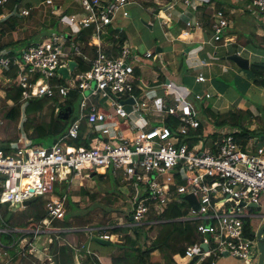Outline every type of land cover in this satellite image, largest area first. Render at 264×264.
Wrapping results in <instances>:
<instances>
[{
    "label": "built area",
    "instance_id": "obj_1",
    "mask_svg": "<svg viewBox=\"0 0 264 264\" xmlns=\"http://www.w3.org/2000/svg\"><path fill=\"white\" fill-rule=\"evenodd\" d=\"M8 1L0 0V5ZM193 1L181 0L184 7ZM45 2L53 6V0ZM131 4H138V0H79L77 12L63 15L62 11L57 13L59 7L54 5L52 11L59 15V22L65 25L63 29L51 31L19 55H0V68L19 66L23 99L58 96L59 102H63L76 89L79 101L66 131L49 145L18 146L8 152L0 149V208L6 203L13 210L12 205L21 206L33 196L47 197L46 216L31 227L22 228L20 239L25 241L18 251H9L0 241L2 264H24L31 260L53 264L51 243L63 231L73 229L54 223L65 218L69 185L90 178L91 173L107 175L108 172L125 186L129 185L127 190L132 193V199L138 196L136 202H130V226L158 221L150 217L153 209L162 210L171 202H187L184 196L193 194L200 208L195 209L187 202L189 209L180 219L197 220V233L204 235L197 245L186 247L188 260L197 256L194 264H198L223 253L242 259L245 264L253 257L255 264L258 262L256 235L264 223V213H255L254 208L261 205L260 198L264 196V146L257 145L255 150L251 143L242 146L235 138L236 128L216 127L201 121L193 107L181 98L170 104L162 96L154 95L152 101V96H138L136 71L142 66V56L151 57L153 52L147 50L142 55L137 46L126 41L121 45L116 42L115 52H107L104 47L114 20L118 15L129 17ZM246 8L264 14V0H250ZM18 10L22 15L30 13V8L24 6ZM217 14L211 28L213 38L220 40L229 20L223 11L218 10ZM185 23L193 24L189 20ZM87 28L100 40L96 44L88 41L89 46H96L93 55L84 52L74 39L75 33ZM77 59L89 62V68L78 70ZM71 60L76 61V66L63 77L64 83H58L56 80L62 78L58 69L68 67ZM197 79L204 80V76L199 74ZM164 85L165 92L174 86L171 79ZM129 97L133 101L126 102ZM194 97L202 100L211 94L194 92ZM170 114L178 117L174 128L167 123ZM82 124L86 126L83 137L89 139V146L70 144V140L80 136ZM201 125L202 132L198 134L196 130ZM217 134L222 137L218 139ZM193 138L197 140L189 145ZM160 175L164 177L159 178ZM137 181L148 185L146 194L134 191L132 183ZM62 184L66 187L57 195L55 190ZM255 216L262 217L258 223L261 225L253 228L251 217ZM112 225L84 229L89 235L93 232L101 238L116 240L117 234L107 230ZM36 250L44 253L42 258L46 257V261L35 257ZM74 250L91 252L84 243Z\"/></svg>",
    "mask_w": 264,
    "mask_h": 264
},
{
    "label": "trees",
    "instance_id": "obj_2",
    "mask_svg": "<svg viewBox=\"0 0 264 264\" xmlns=\"http://www.w3.org/2000/svg\"><path fill=\"white\" fill-rule=\"evenodd\" d=\"M21 0H9L5 5H0V55H9L13 53H19L27 42L29 44L30 39L20 38L17 36V26L19 25V18L24 17L18 10ZM212 0H204L203 4L198 6L202 8L203 16L207 19L208 25L211 27L212 21L218 17L219 7L214 5L210 7ZM7 10V12H6ZM67 12V11H65ZM52 17V16H51ZM58 18L52 19L51 31L56 29L58 26ZM180 24V28H181ZM179 29H173L174 34H177ZM111 31V38L117 35L114 42L121 45L126 35L123 29L118 27L113 28ZM50 32V31H49ZM48 31L43 32L44 36L49 33ZM41 33V35L43 34ZM7 34H10V38L3 39ZM92 34L90 28L82 29L74 34V39L81 44V48L84 52L93 55L96 46H89L88 39ZM38 40L41 36L36 35ZM36 37L33 36V39ZM110 39V37H109ZM18 44L21 48L19 51H14L11 49L14 45ZM27 44V45H28ZM12 46V47H11ZM117 46V45H116ZM109 47V46H108ZM106 47L105 50L108 52L110 48ZM113 49H116L113 47ZM78 70H86L89 68L90 63L77 59ZM252 70L259 75L255 79V82L264 88V66L260 63L254 62L251 65ZM0 71L4 76L9 78L7 86L4 88L5 95L3 97V106L6 107V111L2 113V117L6 120H2V123H15L18 122V134L15 138L27 137L28 140L39 139L40 143L44 145H49L57 136L63 134L70 121L73 117L71 112L73 109L72 101L77 99L78 91L72 89L65 103L61 105V111L55 114L56 99L53 97L42 96L32 99H23L21 97V86L20 78L22 73L20 72L19 66L11 65L6 69H1ZM137 72V71H136ZM58 83H63L61 78L56 80ZM58 101V100H57ZM71 109V112L67 114L65 111ZM206 112L214 118V125L216 127H221L223 125H228L237 129L234 133L235 138L239 141L242 146H245L249 140L254 137L253 133L261 132L264 128V115L260 116V123L254 128H250L251 121L249 124L244 123L247 119L253 118L251 111L243 110L242 108L230 109L225 112H213L209 107L206 108ZM48 113L49 119L47 121L43 120L41 122H36L33 119V114ZM66 116V118H65ZM178 122V117L175 115H168L167 123L171 128ZM203 126H199L196 133L202 132ZM86 126L82 124L80 136L73 140L75 145L89 146V139L83 137ZM194 133V132H192ZM259 135H255V139H258ZM52 139L50 142H45L43 139ZM11 139V140H12ZM197 138H193L189 141V145L194 143ZM10 140H6L0 143V149L4 151H9L10 147L6 146ZM39 143V142H38ZM102 177V175H99ZM59 193V190H58ZM87 194V192H85ZM93 197V194L91 195ZM133 197V196H132ZM36 202L30 205H35L39 207L40 204ZM182 202H171L168 203L162 210L153 209L150 217L156 219V222L144 223L142 225H136L133 228L127 225H122L119 223H114L107 230L110 233L120 234L119 241H115L118 244L117 252L110 254L108 257H102L105 261L104 264H176L175 259L178 258L179 261H184L188 257H183L186 254V247L188 245L194 244L198 240L197 233V220H182L188 209V204ZM67 205L71 207L72 212L66 214V219L64 221H59L61 225L72 226L69 221V216L76 212L77 203L71 200L70 196L67 198ZM29 206V205H28ZM26 206L25 208H27ZM131 214V210H130ZM45 213H37L35 216L28 218H20L18 211H13L11 209L6 210L5 217L4 212L0 208V226L2 228L10 229L9 231L0 232V241L2 245L8 250L14 246L11 245L15 240L14 228L24 227L32 225L34 221L41 219ZM85 223H79L76 227H83ZM101 224V223H98ZM103 224V223H102ZM127 226V227H126ZM146 226H149L148 230H155V236H149ZM85 235L84 241H79L81 235ZM61 237L64 238L62 243L54 241L52 244L53 249V264H75L73 248L78 246L81 242L87 241L88 237L81 230H66L61 233ZM157 251L158 254L155 256L154 252ZM182 258H179V257ZM80 264H100L101 261L96 255H85L84 258L79 259ZM212 257H207L202 260L199 264H211ZM163 262V263H162Z\"/></svg>",
    "mask_w": 264,
    "mask_h": 264
},
{
    "label": "crops",
    "instance_id": "obj_3",
    "mask_svg": "<svg viewBox=\"0 0 264 264\" xmlns=\"http://www.w3.org/2000/svg\"><path fill=\"white\" fill-rule=\"evenodd\" d=\"M248 1L250 0H212L210 7L212 8L214 5L219 7V9L223 11L224 15L229 20V25L225 28L223 33L224 37L220 40L213 38L212 28L208 25L207 19L204 18L202 8H198V6L203 4L204 0H194L187 7L183 6L181 0H138V4H131L129 6V15L132 13L138 17H141L140 20L149 29H154L157 27L161 34L160 41L163 43L162 45L160 41H156L158 44H156L153 49H150V47L142 48V46L139 44L137 45V50L141 52L142 55L147 50L153 52V56L151 57H145L144 55L142 56V66L140 69H137L138 88L136 89V93L138 96H144V98L152 96L150 98L151 101L154 95L162 96L170 104L176 103L177 99L181 98L183 101H187L193 107L195 110V115L201 121L206 120L207 123L213 125L214 118L206 112L207 107H209L213 112H225L235 108H242L243 110L246 109L251 111L253 116L250 125H255L256 127L259 123V120L257 121V117L264 115V112L261 111L260 108L254 106L253 103H249L248 101L243 104L245 99L242 97L240 92L232 89L228 86V84L217 81L215 78L219 75H222L226 78L230 77L238 89L239 87H242L244 91H247V88L252 85L251 79H253L255 82V79L259 77V75L252 70L251 65L254 62L264 63V14L254 13L251 11V9H247L246 3ZM42 2L44 3V0H42ZM64 2L67 3L68 6L71 1L60 0V2L55 5L56 7H59L58 10H56L57 13L61 11V7L62 9L64 8ZM76 2L78 5H71V7L67 8V12L62 11L61 14L63 15L77 12L79 10V0H76ZM172 3H174L173 6H171ZM21 5L22 4L20 2L19 6ZM139 9H142L143 11H137ZM184 12H188L190 14L188 15V18L184 19L181 17ZM49 13L52 14V17H57L59 20V15L54 14L52 10H50ZM192 15L193 19L190 18ZM119 18L123 17L118 15L110 28H116L119 25L117 22ZM185 20L191 21L193 23L192 26H187ZM195 22L198 23L196 24ZM180 24L182 26L181 28ZM59 25H61L62 29L65 27V25L59 22L55 30L58 29ZM179 28L180 31L177 34H174L173 29ZM123 32L126 35L124 42L126 41L128 43L130 41L128 39V33L124 30ZM109 34L110 39L108 38L107 40H104L105 43H102H104V47L109 46L108 48L115 52L117 51L118 47L114 45V42L116 41L114 38H117V35H115L114 38H111V31ZM92 35L93 33L89 37L88 41L92 40L94 37ZM8 38H10V36L7 34L3 39L6 40ZM168 41H177L178 44L177 46L172 47L173 54L169 57V61H165L164 55L167 50L164 51V47L168 49L169 46L164 44L168 43ZM99 42L100 40L97 41V43ZM27 44L28 42L21 48H24ZM113 47L116 49H113ZM21 48L18 44H16L11 49L14 51H19ZM158 48L161 50L158 51ZM231 53H238L242 57L247 58L249 61L248 67L242 68L235 61L227 58V56ZM159 62L168 64L173 71L179 72L182 76V80L184 83H186L188 90L192 94L194 92H209L211 97L200 100L201 106L196 107L190 100L186 99L185 96L179 93L174 86L169 87L165 92L166 87L164 83L171 78L158 71L159 68H157L158 66L156 63ZM199 74L204 76V80L197 79V75ZM2 79L5 83H7L8 78L2 75V72L0 71V80ZM247 82L249 83L245 85ZM212 90L217 91L218 98H221L219 99V104L217 107L211 106L209 104L210 99L214 95ZM173 94L174 98H171ZM224 95L227 96L224 97ZM254 118L255 122H253ZM258 140L259 138H254L255 142ZM14 148H10V150ZM58 189L59 187L57 190ZM25 207L26 206L21 205L19 208L25 209ZM13 211H15V209H13ZM25 227L26 226L17 228L15 231V240L13 241L15 244H13L14 246L10 248V250L13 252L20 249L21 243L24 244L25 238H20L23 235L21 230ZM87 234L89 235V232H87ZM90 235L91 239L93 240L94 233L91 232ZM86 245H88V249L91 252L88 253L86 251L73 250L75 262L79 263V259L84 258L87 254L91 256L96 255L97 257H104V253L101 252L99 248L93 247L90 244L89 237L87 239ZM35 253V257H38V259H40L39 261H46V257L42 258V256H44L42 251L36 250ZM26 257L27 256L21 258L24 259ZM183 257L188 256L185 254ZM30 258L32 259L33 257L30 256ZM34 262L36 261L31 260V262H26L24 264H35ZM182 262L184 263L185 260H182L181 263ZM14 264H16V262ZM214 264H225V260H220Z\"/></svg>",
    "mask_w": 264,
    "mask_h": 264
},
{
    "label": "rangeland",
    "instance_id": "obj_4",
    "mask_svg": "<svg viewBox=\"0 0 264 264\" xmlns=\"http://www.w3.org/2000/svg\"><path fill=\"white\" fill-rule=\"evenodd\" d=\"M71 1L70 4L67 6V3L64 2L63 9L61 7V11H66L68 7H71V5H78L76 0H66ZM60 0H53V6L47 5L42 2V0H22L21 6L24 5V7L30 8V14L25 15L22 18H19V25L17 26V36L20 38H26L30 39L29 43H32L34 41H38L39 38H37L36 35H40V38L44 37L45 31H50L48 34L51 33V22L53 17L52 14L49 13L50 10L54 8V5L59 3ZM31 5V6H28ZM67 6V7H66ZM189 8V7H188ZM137 11H143L142 9H139ZM7 12V10H6ZM70 12V11H69ZM132 12V11H131ZM188 15H190L188 12H184L182 14V18H188ZM141 17H138L137 15H134L131 13L129 17L127 18H119L117 26L118 28L123 29L125 32L128 33V39L130 40L128 43L133 44L134 46H137L138 44L142 46V48L150 47V49H153L158 42L161 40V34L157 27L154 29H149L141 20ZM193 19V15L190 17ZM58 29H62L61 25H59ZM57 29V30H58ZM113 29V28H111ZM136 32V33H135ZM41 33H43L41 35ZM10 36V34H8ZM33 36L36 37L33 39ZM109 36V35H108ZM162 43V41H160ZM178 42L173 41L168 43H165L164 45L169 46L168 49L164 47V51H166L164 57L165 61H169V57L173 54L172 47L177 46ZM163 45V43H162ZM158 66V71L162 72L165 76H168L172 79L174 87L177 89L179 93H181L183 96H185L186 99L190 100L194 106H201L200 100L193 97L194 93L192 94L186 85L184 81L182 80V76L179 72L173 71L171 67L168 64H163L162 62L156 63ZM245 71V70H244ZM217 81H220L224 84H228L229 87L232 89H235L237 92H240L242 94V97H244V103L248 101L249 103H253L254 106L260 108L261 111L264 112V88L260 87L256 82H254L253 79L252 85L247 88V91H244L242 87L237 88L236 84L232 79L226 78L222 75L215 77ZM249 82L245 83L248 84ZM8 83H5L4 80H0V120H5L2 117V113L6 111V107L3 106L4 100L3 97L5 95L4 88L7 86ZM213 97L210 99L209 104L211 106L217 107L219 104L218 93L217 91H214ZM246 92V93H245ZM227 95H224L226 97ZM42 97V96H41ZM38 98V97H34ZM53 98L56 99V107H60L65 102H58L57 98L58 96H54ZM61 98V97H60ZM171 98H174V94L171 96ZM207 99V98H205ZM78 100L75 99L72 101L73 103V109L71 114L73 115L78 110ZM220 112V111H218ZM58 110H55V114L57 115ZM33 119L36 122H41L43 120L47 121L49 119L48 113H42L40 115L33 114ZM252 119H247L244 123L249 124ZM259 120V121H258ZM6 121V120H5ZM257 121L260 123L259 117H257ZM252 122V121H251ZM253 122H255V118L253 119ZM155 123V122H153ZM18 122H15L13 124L11 123H2L0 125V143L6 140H10L9 143H6L7 147L14 148L18 146H30L31 144H39V139H34L33 141H28L27 137H22L20 139H12L15 138V136L18 134ZM250 128H254L255 125H249ZM254 137L255 135H259V140L257 142L254 141V137L252 140H249L247 144L251 143V146L253 147V150H255L256 146L258 144L264 146V128H262L261 132L253 133ZM222 136L217 134V138L220 139ZM12 139V140H11ZM45 142H50L52 139H43ZM39 142V143H38ZM70 144H74L73 140L69 141ZM246 147H244L245 149ZM13 150V149H12ZM10 150V151H12ZM159 178H163L164 175L158 176ZM124 183L119 181V178H114L112 175L108 172L107 175H104L100 177L98 174L94 175L92 178H84L81 181L77 180V182L71 183L68 187V194L72 201L77 203V210L75 213L69 216V221L72 226H77L79 223H85L82 226L85 225H102L103 224H111L113 222H118L122 225H127L128 227H134L130 226L129 222L131 220L130 218V210L131 200L136 202L138 199V196L132 199V193L127 190V188H130L129 185L123 186ZM66 187L65 184L61 185L59 188V191L64 190ZM132 187L136 193L139 194H146L148 185L145 183H142L140 181H137L136 183H132ZM87 192V194H85ZM55 193H58V190H55ZM93 194V197L91 196ZM177 194V193H176ZM182 196L183 194L180 193ZM47 197L39 196L36 198V202L38 200L37 204H40L39 207H36L35 205H30L27 208H19L18 215L20 218H28L30 216H35L37 213H45V200ZM261 205L256 206L254 208L255 213H264V196H261L260 198ZM187 203V202H186ZM188 204V203H187ZM186 204V205H187ZM189 205V204H188ZM189 207V206H188ZM10 209L9 206L6 203L1 204V211L5 212L6 210ZM189 209V208H188ZM187 209V210H188ZM72 212L71 207L66 205V214ZM262 217H251V220L253 222V228L258 225V223L261 221ZM61 222V221H60ZM60 222H58L59 225ZM264 222V220H263ZM101 223V224H98ZM261 224L258 225V227ZM126 226V227H127ZM262 227V226H261ZM68 228V226H66ZM145 229H147L149 236H155L156 232L155 230H148L149 226H146ZM260 229V228H259ZM124 232H121L120 234H123ZM120 234H117L118 238H120ZM264 234V231H263ZM204 234L198 235V240L194 243L197 245L200 241V237ZM85 235H81L79 237V241H84L83 239ZM62 243L64 241V238H61L60 240ZM119 241V240H117ZM89 242L93 247L99 248L101 252L104 253V257H108L112 253H116L118 248V244H116L115 241H110V244H102L100 242H97L96 240H92L91 237H89ZM47 247V246H43ZM78 252V251H75ZM47 253V250H46ZM158 254L157 251L154 252V255L156 256ZM44 257V256H42ZM98 259L104 264V260L102 257H98ZM189 259V257H188ZM186 259L184 264H187L190 260ZM214 260V263L225 260V264H245L242 259L236 258L235 256L229 255V254H218L212 257ZM236 259V260H234ZM258 260V258H257ZM256 257H253L251 259V262L249 264H255ZM79 262V261H78ZM77 263V262H76ZM80 263V262H79ZM163 263V262H162ZM181 263V261H180ZM183 263V262H182ZM181 263V264H182ZM194 263V261H193ZM0 264H2V261L0 260ZM177 264V263H176Z\"/></svg>",
    "mask_w": 264,
    "mask_h": 264
},
{
    "label": "water",
    "instance_id": "obj_5",
    "mask_svg": "<svg viewBox=\"0 0 264 264\" xmlns=\"http://www.w3.org/2000/svg\"><path fill=\"white\" fill-rule=\"evenodd\" d=\"M158 51H160L161 49L158 48L157 49ZM227 58L229 59H232L233 61H235L240 67L242 68H247L248 65H249V61L247 58H244L242 57L241 55H239L238 53H231L227 56ZM262 66H264V63H260ZM76 66V61L74 60H71L69 62V66L68 67H65V66H62L58 69L59 73L62 74V76L65 78L68 76V70H73L74 67ZM126 102H131L133 101V98L132 97H129L127 100H125ZM70 111V108H68V111L66 112V116L68 114V112ZM65 116V118H66ZM95 173H91V176H94ZM100 175H103L102 173ZM36 196H33L32 198L30 199H26L22 202V205L23 206H27L29 205L31 202L35 201L36 200ZM184 198L187 200V202L192 206L194 207L195 209H199L200 208V203L196 200V198L194 197L193 194H187L184 196ZM252 205H256V204H252ZM20 207V204L19 203H15L14 205H12V208L15 209V208H18ZM130 218H132V215H130ZM262 227H260V229L258 230L257 232V238H258V249H259V258H258V262L257 264H264V236H263V231H264V223L261 225ZM93 240H96L97 242H100L102 244H110V240L108 239H104V238H101V237H97V236H93ZM202 247L204 249H207V245L205 244H202ZM198 259L197 256L193 257L187 264H194L195 261ZM194 261V263H193ZM75 264H79V263H76Z\"/></svg>",
    "mask_w": 264,
    "mask_h": 264
},
{
    "label": "clouds",
    "instance_id": "obj_6",
    "mask_svg": "<svg viewBox=\"0 0 264 264\" xmlns=\"http://www.w3.org/2000/svg\"><path fill=\"white\" fill-rule=\"evenodd\" d=\"M53 31V30H52ZM48 35V34H47ZM47 35H45L44 37H46ZM43 37V38H44ZM43 38H41L40 40H42ZM40 40H38V41H40ZM35 42H37V41H34V42H32V43H35ZM32 43H29L28 45H30V44H32ZM28 45H26L24 48H26ZM23 48V49H24ZM22 49V50H23ZM21 50V51H22ZM21 51L19 52V53H13V54H15V55H19L20 53H21ZM11 55V54H10ZM75 61V60H74ZM62 67V66H61ZM66 67V66H65ZM1 69H4V68H1ZM61 74V73H60ZM3 75V74H2ZM61 76H62V74H61ZM6 77V76H5ZM62 80H63V83H64V79H63V76H62V78H61ZM9 82V78H8V81H7V83ZM38 97H41V96H38ZM47 97H50V96H47ZM32 98H34V97H32ZM32 98H29V99H32ZM67 98V97H66ZM57 100H58V102H59V98H57ZM66 100V99H65ZM63 102H65V101H63ZM60 109H61V106H60ZM55 110H56V108H55ZM61 111V110H60ZM60 111H58V112H60ZM67 111H65V113H66ZM71 112V109H70V111L68 112V113H70ZM77 112V111H76ZM75 114V113H74ZM73 114V115H74ZM73 115H71L72 117H73ZM70 123H71V121H70ZM69 126V125H68ZM68 128V127H67ZM77 139V138H76ZM98 175H100L101 173H97ZM103 174V173H102ZM95 175H96V173H95ZM102 176H104V174L102 175ZM90 177H93V176H90ZM75 182H77V181H75ZM74 183V182H73ZM63 185V184H62ZM66 185V184H65ZM64 190H62V191H59V193H56L57 195L59 194V195H61L62 194V192H63ZM68 196H69V194H68V192H67V198H68ZM38 198V197H37ZM66 205H67V199H66ZM12 208V207H11ZM19 208V207H18ZM17 208H15V210H16ZM46 216V213H45V215L41 218V219H43L44 217ZM41 219H39V220H36V221H34V223L35 222H38V221H40ZM66 219V214H65V218L63 219V220H55L54 221V223L55 224H57V225H59L58 224V222L59 221H64ZM33 223V224H34ZM114 223H118V222H113V223H111V224H114ZM32 224V225H33ZM32 225H28V226H26L25 228H28V227H31ZM62 227H64V228H66V226H64V225H61ZM86 226H93V225H85V226H83V227H76V226H70V227H68V228H71V227H73V229L72 230H81V231H83L85 234H86V236L87 237H91V235L89 236L88 234H87V232H85V227ZM17 228H20V227H17ZM17 228H14L13 229V231H16L17 230ZM10 229H7V228H2L1 226H0V232H3V231H9ZM113 234V233H112ZM115 234H117V233H115ZM93 236H97V235H93ZM97 237H99V236H97ZM61 238L62 237H60L57 241L56 240H54V241H56V242H58L59 244H60V240H61ZM120 238H118V239H116V240H110V241H117V240H119ZM54 241L51 243V250H52V252H53V249H52V244L54 243ZM86 242L87 241H85V242H81L80 244H82V243H84L85 245H86ZM79 244V245H80ZM73 250H74V248H73ZM9 251H12V250H10L9 249ZM180 258H182V257H180ZM0 260H1V258H0ZM2 261V260H1ZM175 261H177V262H179V260H178V258L177 259H175ZM176 262V263H177ZM196 262V261H195ZM180 263V262H179ZM100 264H102V263H100ZM181 264V263H180ZM182 264H184V263H182ZM199 264V263H198Z\"/></svg>",
    "mask_w": 264,
    "mask_h": 264
},
{
    "label": "bare ground",
    "instance_id": "obj_7",
    "mask_svg": "<svg viewBox=\"0 0 264 264\" xmlns=\"http://www.w3.org/2000/svg\"><path fill=\"white\" fill-rule=\"evenodd\" d=\"M92 41L97 43L98 40H97V38L93 37Z\"/></svg>",
    "mask_w": 264,
    "mask_h": 264
}]
</instances>
